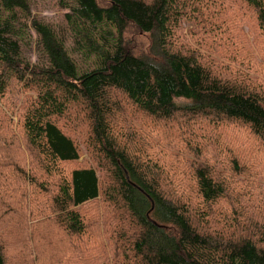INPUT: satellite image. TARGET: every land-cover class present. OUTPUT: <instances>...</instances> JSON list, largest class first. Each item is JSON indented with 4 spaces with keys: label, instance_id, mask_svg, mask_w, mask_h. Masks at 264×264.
<instances>
[{
    "label": "trees",
    "instance_id": "obj_1",
    "mask_svg": "<svg viewBox=\"0 0 264 264\" xmlns=\"http://www.w3.org/2000/svg\"><path fill=\"white\" fill-rule=\"evenodd\" d=\"M54 1L70 11L60 26L36 13L38 0H0V109L16 82L23 104L9 110L19 116L31 152H21L9 165L13 188L25 189L15 206L5 193L12 188L0 185V222L11 226L12 235L19 229L35 235V228L51 221L59 228L60 240L52 243L59 264H264V188L257 183L264 151V83L258 79L264 71L251 74L253 49L236 48L233 56L222 50L247 65L245 70L190 50L180 36L186 22L201 31L216 18L219 23L209 31L215 35L224 22L223 13H203L212 0ZM235 3L234 11H253L264 42V0ZM77 22L94 29L108 26L105 33L114 36L113 42L104 36L106 42L97 45ZM129 26L150 35V55L128 47ZM71 37L96 51L92 67L81 69L73 59L67 45ZM225 44L234 42L227 38ZM259 50L264 55V44ZM125 106L156 122L182 115L212 126L237 124L250 146L209 154L189 172H163L154 157H142L123 141L118 120ZM72 112L89 122L86 145L96 166L68 169L81 158L77 139L62 123ZM9 116L0 111V137L6 127L12 134ZM15 139L0 140V145L12 149ZM28 156L30 172H19L18 167L28 166ZM216 161L227 172H217ZM234 194L249 206L239 203L224 222L215 207ZM254 200L262 205L256 218L250 213ZM1 231L0 264H7ZM45 241L50 240L42 237ZM35 250L39 255L40 247ZM31 260L43 264L35 255Z\"/></svg>",
    "mask_w": 264,
    "mask_h": 264
},
{
    "label": "rangeland",
    "instance_id": "obj_2",
    "mask_svg": "<svg viewBox=\"0 0 264 264\" xmlns=\"http://www.w3.org/2000/svg\"><path fill=\"white\" fill-rule=\"evenodd\" d=\"M210 1V0H209ZM210 10L203 12L204 14H221L223 13V23L217 25V33L214 34V24L219 23L218 19L210 18L203 26H207V29L196 30L192 22H186L183 25L184 30L180 32V36L185 39L190 50L195 51L196 54L215 60L220 65L231 63L237 69L245 70L247 65L235 63V59H228L225 51L231 55L238 54L236 48H243L244 50L250 49L255 52L256 64L251 74L255 71H264V55L259 50L264 44L263 39L257 30L253 11L241 10L234 11L236 7L235 0H226L224 4H219L214 0L208 4ZM36 13H38L43 19L49 21L55 25H63L64 15L67 12L64 8H60L59 4L54 0H38ZM7 16V12L4 13ZM211 17L208 15V18ZM83 29L84 36H90L97 45L102 46L106 41L103 39L106 36L109 43L113 42V37L105 33L108 26L101 25L95 27L77 22ZM205 28V27H204ZM220 29L222 32H220ZM207 30V31H205ZM74 31V30H72ZM29 32V29L28 31ZM73 36L74 33H72ZM71 36V34H70ZM116 37V36H115ZM126 44L128 47L135 51L137 54L150 55L151 37L149 34L139 31L135 26H129L124 35ZM227 38H231L234 42L233 45L225 44ZM73 59L78 63L81 69L92 67L94 61L97 58V53L92 49L88 42H82V44H76L72 39L67 42ZM77 46V47H76ZM100 46L97 48L99 51ZM27 55L33 60L36 58L33 50L29 49ZM230 71V70H229ZM233 71V72H237ZM254 76V75H252ZM256 77V76H254ZM261 83H264L263 78L258 79ZM19 85L14 82L12 83L9 92L7 93V100L1 102V110H3L8 116L10 113L9 107L14 106L19 108L23 104V92L20 90ZM178 102L185 103L184 99H179ZM123 116L118 120V130L124 134L123 141L129 144L131 149H135L136 152L142 153V157L147 156L154 157L158 161L163 172H189L190 166L194 163H198L208 158L209 154H214L216 157L222 149L230 146L232 150L243 151L249 148L250 140L247 136V132L244 128L237 124L226 123L220 126L209 125L207 121H199L200 119L191 120L188 116L176 115L174 119L166 122H156L151 118H147L141 114L132 111L131 108L125 106L122 112ZM127 115V116H126ZM12 124L10 131L12 134L8 135V128L2 132L0 140H4L8 137H16L15 145L12 149L5 148L0 145V185L4 187L12 188L10 192H5L6 196L11 197L12 205L15 206L16 201L20 200V194L25 192L22 185L15 186L11 184V181L15 180L14 174L12 173V167L10 163L13 161L18 162V155L21 152L30 155L26 146V141L22 137L21 127L19 125V116L11 114ZM63 124L67 125L69 132L73 134L77 139L80 150L81 158L79 161L71 163L68 169H74L89 165H95L96 162L93 158L90 150L86 145L87 139V126L88 120L84 114L72 112L67 118L62 121ZM134 138V139H133ZM1 142V141H0ZM201 147V149H198ZM5 148V149H1ZM17 150V151H15ZM9 151L12 161L6 160V152ZM262 159L261 166H257L260 175L257 178V183L264 188V151L260 154ZM27 160L29 164L27 167H18L19 172H30L31 163L28 156ZM218 165H215L217 172H227L228 168L216 161ZM99 172H103L99 170ZM7 184V185H6ZM1 185V186H3ZM236 195H229L219 205L215 207V216L222 217L224 222L227 218L225 214L229 215L230 218L234 216L233 210L238 209L239 203L249 206L246 200L236 201ZM251 215L256 218L258 210L262 207L258 200L252 202ZM1 214V211H0ZM211 224L214 225L213 221ZM40 226L29 232V229H19L17 234L12 235L10 232L11 226L0 222L1 232L4 235V240H7L5 246V253L7 257V264H32L31 257L34 259V255L43 262V264H59L58 252L56 246L52 243H57L59 239V228L56 227L51 221L49 224ZM109 226H107V229ZM106 229V231H107ZM14 231V230H12ZM104 233V237H105ZM14 236H17L16 238ZM42 237L50 241L42 242ZM36 240V241H34ZM33 245L35 246L34 248ZM40 247L39 255L36 252V248ZM32 249V250H31ZM57 257V260H56Z\"/></svg>",
    "mask_w": 264,
    "mask_h": 264
}]
</instances>
